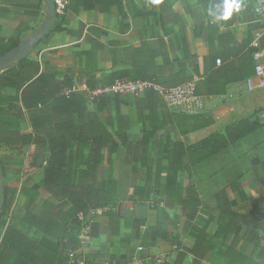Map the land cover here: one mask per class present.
<instances>
[{
  "label": "crops",
  "instance_id": "crops-1",
  "mask_svg": "<svg viewBox=\"0 0 264 264\" xmlns=\"http://www.w3.org/2000/svg\"><path fill=\"white\" fill-rule=\"evenodd\" d=\"M258 1L264 2L244 0L240 14L215 22L207 10L219 0H162L158 5L152 0H69L66 15L56 18L26 56L39 63V72L58 73L75 87L93 78L102 88L114 75L122 76L116 82L142 80L169 88L194 81L205 108L196 114L175 111L162 98L150 107L137 102L141 95L116 107L110 99L117 95H101L105 105L92 104L86 113L105 124L120 147L103 149L91 166L76 169L72 187L48 189L41 186L44 171L38 166L55 117L49 108L31 113L23 108L20 133H0L1 189L4 195L6 185L17 189L14 227L30 226L25 213H31L35 226L53 221V227H69L73 193L89 210L78 215L84 219L79 235L85 229L91 243L83 247L79 242L76 252L90 264H264V166L248 173L236 162L233 155L238 157L242 140L188 172L182 170L184 158L177 175L173 166L176 143H198L229 124L252 120L255 113L264 125V89L250 92L247 85L250 79L258 83L253 43L258 41L264 52V24L254 12ZM46 10L44 0H0V48L18 34L21 41L30 36ZM8 116L6 110L0 114V128L14 124ZM200 122L206 126L193 130ZM26 133L33 134V143H22ZM29 158L37 167L30 173ZM5 232L0 227V241Z\"/></svg>",
  "mask_w": 264,
  "mask_h": 264
},
{
  "label": "trees",
  "instance_id": "trees-1",
  "mask_svg": "<svg viewBox=\"0 0 264 264\" xmlns=\"http://www.w3.org/2000/svg\"><path fill=\"white\" fill-rule=\"evenodd\" d=\"M21 35L18 34L11 38L6 46L0 48V58L20 45ZM39 71V63L28 56L21 60H9L5 70L0 73L1 102L6 104V109L0 110V114L6 110L9 121L14 123L12 126L0 128V133H9L11 136L20 133L23 108L28 113L37 107L51 109L55 123L53 131L45 132L49 143L48 149L41 153L44 161L38 166L44 171L41 186L47 189L50 186L70 188L73 186L71 179L76 169L83 165L91 166L92 162L97 160L95 156H100L103 149H109L112 152L120 146L109 138L105 124L99 125L95 116L86 113L92 104L102 106L107 99L103 96H86L78 92L69 93L74 85L67 78L60 80L58 73L47 71L45 68L44 71ZM114 76L109 82L103 83V87L111 86L116 83L117 79L122 78V76ZM152 83L160 85L156 82ZM97 84L101 83L94 82L93 78L87 79L85 83L91 92L98 89ZM121 97L117 95L110 101L115 103L116 107H120L121 103L124 101L129 103L130 97L135 96L127 95L126 100ZM159 98L161 97L156 91L149 89L137 98V102L143 101L147 106L153 107ZM198 116L185 117L195 119ZM256 116L257 113L253 115L252 120L242 119L237 123L229 124L198 143H176L174 149L177 162L173 164L177 168L174 170L175 174L181 171L178 165H183V158L186 164L182 166V170L188 172L193 167L219 154L231 144L249 137L260 127ZM32 120L34 121V118ZM212 123L211 121L207 126ZM205 126L203 122H200L199 126L193 130ZM158 130V127L152 128L150 135ZM21 138L24 145L33 143L32 133L21 134ZM121 138L124 136L121 135ZM80 156H86L84 159L87 161ZM31 160L29 158L26 167L29 173L37 169V167H31ZM192 191V188L188 189L189 194ZM71 194L68 197L75 210L70 214L69 227H53V221L45 222V226H35V223H32L31 213H25L23 219L30 226L17 229L14 227L16 220L14 204L17 189L6 185L4 195L6 201L0 215V227H6V232L0 241V264H69V251H77L80 247L78 239L84 219L80 220L78 215L79 213L86 214L88 210L86 204H80V199L76 198L79 195L74 194L77 195L74 197ZM192 201L195 199L189 198V202ZM37 234L43 236H37Z\"/></svg>",
  "mask_w": 264,
  "mask_h": 264
},
{
  "label": "built area",
  "instance_id": "built-area-1",
  "mask_svg": "<svg viewBox=\"0 0 264 264\" xmlns=\"http://www.w3.org/2000/svg\"><path fill=\"white\" fill-rule=\"evenodd\" d=\"M55 6V12L57 18H63L69 6V0H53ZM255 15L259 21L264 24V2L258 1L254 9ZM264 39V31L261 35ZM253 47L255 49L254 59L256 61L255 65V76L258 80L257 85L254 84V80L250 79L247 82L248 89L250 92L254 91L256 88L264 89V65L261 63L264 57V52L261 48V45L258 41L253 43ZM217 64H221V60H217ZM156 91L165 105L175 111H180L184 113L196 114L204 110L205 101L198 94L197 84L196 82H188L176 87H164L160 85H156L149 81H118L115 84L107 87L98 88L97 90L91 92L87 88L86 85L82 87H73L69 90V93L72 92H80L87 91L89 96H114V95H132V96H140L145 93L147 90ZM260 120L264 123V113L260 115ZM102 211L99 210L98 213ZM79 242L83 247L88 246L91 243L90 234L83 229L81 234L79 235ZM142 248H140V251ZM69 264H90L88 263L84 257L80 256L76 251H69L68 253ZM105 264H116L114 262H109Z\"/></svg>",
  "mask_w": 264,
  "mask_h": 264
},
{
  "label": "water",
  "instance_id": "water-1",
  "mask_svg": "<svg viewBox=\"0 0 264 264\" xmlns=\"http://www.w3.org/2000/svg\"><path fill=\"white\" fill-rule=\"evenodd\" d=\"M44 2L47 7L44 21L40 24L37 30H34L30 34V36L22 40L17 48L0 58V73L5 69L6 63L9 60H21L26 58L28 52L33 50L40 43V41L50 33L52 28L55 26L57 16L55 12L54 2L53 0H44ZM215 2L216 0H213V4H215ZM2 186L3 176L0 171V215L6 201L4 191L1 189Z\"/></svg>",
  "mask_w": 264,
  "mask_h": 264
},
{
  "label": "rangeland",
  "instance_id": "rangeland-1",
  "mask_svg": "<svg viewBox=\"0 0 264 264\" xmlns=\"http://www.w3.org/2000/svg\"><path fill=\"white\" fill-rule=\"evenodd\" d=\"M257 137H261L260 140L264 139V125L259 127L254 135L251 134L247 139L242 140V146L236 151L238 157L232 154L237 159L236 162L248 173L259 172L264 166V146L259 143L261 141L256 142V139H259Z\"/></svg>",
  "mask_w": 264,
  "mask_h": 264
},
{
  "label": "clouds",
  "instance_id": "clouds-1",
  "mask_svg": "<svg viewBox=\"0 0 264 264\" xmlns=\"http://www.w3.org/2000/svg\"><path fill=\"white\" fill-rule=\"evenodd\" d=\"M162 0H152L153 4H160ZM245 8L244 0H219V3L208 8L207 14L215 22H227L234 15L240 14Z\"/></svg>",
  "mask_w": 264,
  "mask_h": 264
}]
</instances>
